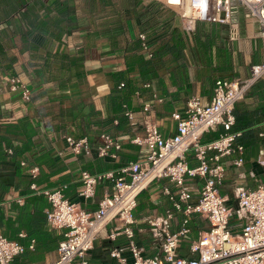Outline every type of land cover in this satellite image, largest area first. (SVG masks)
Masks as SVG:
<instances>
[{
  "label": "crops",
  "instance_id": "1",
  "mask_svg": "<svg viewBox=\"0 0 264 264\" xmlns=\"http://www.w3.org/2000/svg\"><path fill=\"white\" fill-rule=\"evenodd\" d=\"M177 11L158 0H0V231L27 248L35 240V249L28 248L15 264L55 260L64 238L62 230L49 225V203L31 189L32 182L39 188L64 184L71 200L94 211L113 185L100 182L95 197L85 200L79 195L83 169L117 170L143 157L146 147L132 142L135 134H144L151 122L164 135L173 134L172 113L183 112L190 98L211 101L217 79L247 78L251 67L263 61L264 31L254 19L245 18L243 9L234 17L240 26L236 40L229 38L227 25L205 21L186 32ZM142 33L152 51L164 48L146 76L133 61L137 55L151 58L142 47L137 49ZM177 35L183 39L181 47ZM130 64L133 71H127ZM120 71L126 73L122 89L118 88L121 81L116 84L110 75ZM11 76L20 77L31 89V101L25 102L19 92L10 89ZM146 82L151 86L144 87ZM154 93L163 102L154 103ZM115 94L125 99L123 108L134 112V120L125 117L123 109L115 113ZM146 102L154 104L148 113L143 111ZM235 114L236 122L244 124L235 130L242 132L238 141L245 147L244 162L237 166L236 154L226 158L221 193L233 209L230 227L239 233L245 219L238 213L237 192L264 183V166L258 162L264 157V136L260 135L264 133V77L237 102ZM104 131L122 143L116 159L100 157L95 150ZM214 133L218 132L205 133L203 140L212 139ZM68 134L87 136L92 151L75 155L66 141ZM187 157L197 164L193 152ZM34 166L39 167L36 178L30 172ZM202 182L201 178L188 180L192 199L199 195ZM166 187L177 191L163 178L149 184L138 197L134 229L146 256L162 254L163 236L156 235L147 220L164 216L172 208ZM180 222L181 214L176 212L171 229L176 231ZM119 225L109 221L107 230ZM208 227L207 218L195 216L178 254L189 256L191 242ZM113 247H121L132 264L123 234L115 240L99 238L89 254L90 264H117L110 255Z\"/></svg>",
  "mask_w": 264,
  "mask_h": 264
},
{
  "label": "built area",
  "instance_id": "2",
  "mask_svg": "<svg viewBox=\"0 0 264 264\" xmlns=\"http://www.w3.org/2000/svg\"><path fill=\"white\" fill-rule=\"evenodd\" d=\"M167 6L177 8L186 32L194 31L200 21L227 25L229 38L240 37L239 22L235 14L243 9L245 18L254 19L264 31V0H158ZM142 50L149 57L153 51L145 34H140ZM264 39V35H263ZM264 57V50H263ZM264 77V58L261 63L251 67L250 75L244 79L219 78L215 82L211 101L204 103L198 96L187 102L183 112L174 111L175 132L164 135L156 122L147 125L144 134H135L132 142L146 147L143 157L132 160L119 169L91 172L81 171L82 186L79 195L85 200L93 199L100 182L108 181L113 188L105 193L94 211L87 210L79 202L71 200L65 193L66 185L39 188L34 181L30 187L43 194L49 208L46 218L49 225L62 230L63 240L58 247L55 260L45 264H90L89 254L96 241L106 236L115 240L119 234L126 236L128 249L133 257L132 264H264V183L257 187H242L237 192L238 213L245 219L241 231L235 233L230 227L233 209L228 197L221 193L226 176V158L235 155L234 163L241 166L244 162L245 147L238 141L241 131L233 130L236 122V104L245 97L250 87ZM10 89L19 92L25 102L32 99V91L18 76L9 77ZM144 87H150L146 82ZM125 87L121 81L118 88ZM154 103L163 98L153 94ZM153 102H146L143 111L148 113ZM122 113L130 121L134 112L124 106ZM216 131L218 136L203 140V135ZM264 136V133L260 134ZM69 148L75 155L93 149L87 136L66 135ZM264 146V142H263ZM122 149L121 141L109 132H102L95 150L100 157L116 159ZM9 152H12L9 149ZM193 152L197 164H191L187 157ZM258 162L264 166V157ZM25 164V162H23ZM36 178L39 167L31 168ZM167 178L176 187L172 192L164 189L169 196L172 208L164 216L150 217L147 222L156 235L163 236L162 254L144 255V249L136 241L134 211L140 193L154 181ZM203 179L197 198L190 196L188 180ZM181 214L180 226L171 229L174 214ZM195 216H203L209 227L189 246V256H181L178 249L185 236L191 232V222ZM116 220L119 226L107 230L109 221ZM29 249H35L32 240ZM17 240L8 238L0 231V264H15L18 256L28 249ZM110 255L117 264H129L122 254L121 247H113Z\"/></svg>",
  "mask_w": 264,
  "mask_h": 264
},
{
  "label": "trees",
  "instance_id": "3",
  "mask_svg": "<svg viewBox=\"0 0 264 264\" xmlns=\"http://www.w3.org/2000/svg\"><path fill=\"white\" fill-rule=\"evenodd\" d=\"M177 36L178 37L175 38V40H176L177 44L179 45V47H181V45L183 44V39H182V37L180 35H177ZM137 47H138L137 49H139V48L141 49V42L138 43ZM163 49L164 48H160V49H158L156 51H153V55H152V57L150 59H145L142 55H137L133 59L135 65H139V71L141 72L142 75L146 76L147 73L150 72L149 68L155 62V60L162 54ZM134 69H135V67L132 64H130V65H128V70L127 71H133ZM125 74H126L125 72L120 71V72H113L110 75H111V77L113 78V80L117 84L120 81L125 80ZM258 81H260V80H258ZM256 83H254V84H256ZM115 88H116V90L114 92L118 91L117 87H115ZM124 102H125V99H122L119 94H115L113 96V104H114L115 113H118L119 111H121L123 109ZM235 123H236V125H234L235 127L233 126L234 130H240V128L242 126H244V124L239 125L237 122H235ZM24 127L27 128L26 125ZM26 130H28V129H26ZM245 132H247V131H245ZM245 132H243L244 135H246ZM217 136H218V133H214L213 134V138H215ZM22 151H25V149L22 150Z\"/></svg>",
  "mask_w": 264,
  "mask_h": 264
}]
</instances>
